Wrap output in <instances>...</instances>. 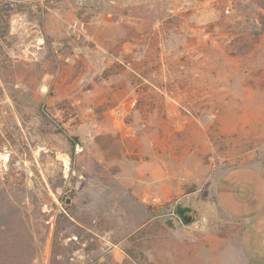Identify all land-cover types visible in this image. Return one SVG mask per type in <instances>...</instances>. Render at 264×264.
Masks as SVG:
<instances>
[{
    "label": "rangeland",
    "instance_id": "obj_1",
    "mask_svg": "<svg viewBox=\"0 0 264 264\" xmlns=\"http://www.w3.org/2000/svg\"><path fill=\"white\" fill-rule=\"evenodd\" d=\"M263 155L264 0H0V264H231Z\"/></svg>",
    "mask_w": 264,
    "mask_h": 264
},
{
    "label": "crops",
    "instance_id": "obj_2",
    "mask_svg": "<svg viewBox=\"0 0 264 264\" xmlns=\"http://www.w3.org/2000/svg\"><path fill=\"white\" fill-rule=\"evenodd\" d=\"M214 202L223 218L239 225L235 245L230 235L211 238L225 249L220 258L238 264H264V155L254 163H240L223 170L214 192ZM209 264V262L207 263Z\"/></svg>",
    "mask_w": 264,
    "mask_h": 264
},
{
    "label": "built area",
    "instance_id": "obj_3",
    "mask_svg": "<svg viewBox=\"0 0 264 264\" xmlns=\"http://www.w3.org/2000/svg\"><path fill=\"white\" fill-rule=\"evenodd\" d=\"M208 218L204 215L196 216L193 221L190 222L191 226H194L196 229H204V226L207 224Z\"/></svg>",
    "mask_w": 264,
    "mask_h": 264
},
{
    "label": "water",
    "instance_id": "obj_4",
    "mask_svg": "<svg viewBox=\"0 0 264 264\" xmlns=\"http://www.w3.org/2000/svg\"><path fill=\"white\" fill-rule=\"evenodd\" d=\"M183 219L185 222H191L195 219V213L191 210H186L183 213Z\"/></svg>",
    "mask_w": 264,
    "mask_h": 264
},
{
    "label": "bare ground",
    "instance_id": "obj_5",
    "mask_svg": "<svg viewBox=\"0 0 264 264\" xmlns=\"http://www.w3.org/2000/svg\"><path fill=\"white\" fill-rule=\"evenodd\" d=\"M209 209H210L209 211L214 212L215 211V206H213V205L212 206H209Z\"/></svg>",
    "mask_w": 264,
    "mask_h": 264
}]
</instances>
